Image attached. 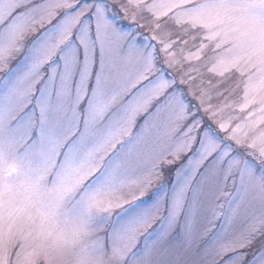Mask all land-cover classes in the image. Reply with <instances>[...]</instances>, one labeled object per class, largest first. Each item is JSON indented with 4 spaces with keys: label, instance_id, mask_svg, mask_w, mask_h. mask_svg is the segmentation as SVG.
<instances>
[{
    "label": "snow or ice",
    "instance_id": "obj_1",
    "mask_svg": "<svg viewBox=\"0 0 264 264\" xmlns=\"http://www.w3.org/2000/svg\"><path fill=\"white\" fill-rule=\"evenodd\" d=\"M77 213L107 264H264V0H0V264Z\"/></svg>",
    "mask_w": 264,
    "mask_h": 264
},
{
    "label": "rangeland",
    "instance_id": "obj_2",
    "mask_svg": "<svg viewBox=\"0 0 264 264\" xmlns=\"http://www.w3.org/2000/svg\"><path fill=\"white\" fill-rule=\"evenodd\" d=\"M63 238L34 235L32 243L48 264H107L105 255L91 248V225L87 216L79 213L67 218L63 215L58 220ZM33 232H39L38 226Z\"/></svg>",
    "mask_w": 264,
    "mask_h": 264
}]
</instances>
